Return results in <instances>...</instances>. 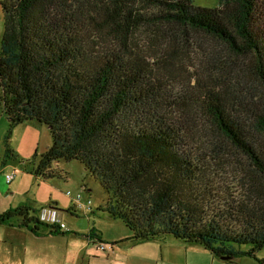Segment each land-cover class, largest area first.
<instances>
[{
  "label": "trees",
  "instance_id": "obj_1",
  "mask_svg": "<svg viewBox=\"0 0 264 264\" xmlns=\"http://www.w3.org/2000/svg\"><path fill=\"white\" fill-rule=\"evenodd\" d=\"M217 2L0 0L2 166L14 157V127L35 120L51 144L34 176L79 161L107 195L102 209L130 230L126 239L172 235L219 258L255 256L264 247V0ZM201 35L248 60L261 93L224 77L239 68L228 61L200 80L197 98L173 94L156 53ZM196 104L215 142L199 131ZM0 225L63 233L27 203L1 213Z\"/></svg>",
  "mask_w": 264,
  "mask_h": 264
},
{
  "label": "rangeland",
  "instance_id": "obj_2",
  "mask_svg": "<svg viewBox=\"0 0 264 264\" xmlns=\"http://www.w3.org/2000/svg\"><path fill=\"white\" fill-rule=\"evenodd\" d=\"M191 1L196 7L215 8L218 5L217 0ZM261 13L264 14V7H261ZM2 33L0 11V40ZM167 51L157 52V61L168 70L165 71V80L170 85L169 89L181 98L189 95L197 98L196 88L202 84L200 80L224 66L223 70L229 69L228 61H233L239 68L236 69L237 74L230 71L228 75L222 74L224 77H237L256 93H261L248 60L233 56L219 41L201 35L196 36L190 44L187 43L182 51ZM153 59L156 63V59ZM193 115L200 133L215 142L218 136L209 115L197 104L194 105ZM8 128L0 107V214L27 203L41 219H45L55 208L56 222L64 223L65 228L63 233L49 234L45 231L35 235L25 228L0 225V264H261L260 261L264 264V247L255 256L227 260L212 255L200 244L186 243L172 235L139 243L126 239L130 230L122 221L114 219L102 209L107 195L79 161L54 162L52 169L59 175L53 178L34 176L33 170L40 154L51 144L50 133L45 125L28 120L15 126L10 138L14 157L2 166L4 138ZM15 169V178L7 183V174ZM231 171L226 168L224 173ZM67 191L71 195L68 196ZM78 193L81 195L80 202L91 200L92 210L88 214L73 201ZM93 229L101 238L88 237L89 231ZM119 238L124 239L120 241ZM100 240L106 245L105 250L100 249ZM113 242L114 250H111L109 247ZM239 248L245 250L249 245Z\"/></svg>",
  "mask_w": 264,
  "mask_h": 264
},
{
  "label": "built area",
  "instance_id": "obj_3",
  "mask_svg": "<svg viewBox=\"0 0 264 264\" xmlns=\"http://www.w3.org/2000/svg\"><path fill=\"white\" fill-rule=\"evenodd\" d=\"M16 172H17V169L13 170L11 173L7 174L6 176V182L7 183H10L12 182V180L15 178L16 176ZM66 194L69 196L71 195V193L69 191L66 192ZM81 200V195L80 193L76 194L74 197H73V201L75 202V204L79 207V208H82L84 213L85 214H88L91 210H92V207H91V200L90 199H87L85 201H82L80 202ZM44 221H46L47 223L49 224H56L57 226H59V229L60 230H64L65 228V224L64 223H57L56 222V210L55 208H53L51 210V214H47L45 216V219H42ZM107 247L106 245L101 242L100 243V249L102 250H105ZM110 248V247H109Z\"/></svg>",
  "mask_w": 264,
  "mask_h": 264
},
{
  "label": "crops",
  "instance_id": "obj_4",
  "mask_svg": "<svg viewBox=\"0 0 264 264\" xmlns=\"http://www.w3.org/2000/svg\"><path fill=\"white\" fill-rule=\"evenodd\" d=\"M49 146H50V145H49ZM49 146H48V147H49ZM48 147H47V148H48ZM47 148H46L45 150H47ZM45 150H44V151H45ZM44 151H43V152H44ZM36 214H37V212H36ZM37 216H38V214H37ZM61 231H63V230H61ZM93 231H95V230L93 229ZM95 233H96L95 237H98V236H99L98 232L95 231ZM127 237H128V236H127ZM127 237H126V238H127ZM99 238H101V237L99 236ZM111 239H113V238H111ZM123 239H124V238H122V239L119 238L120 241H123ZM100 242H103V241L100 240ZM105 243H106V242H105ZM110 244L112 245V246H110L111 250H114V246H113V244H112V243H110ZM108 259H111V257H108Z\"/></svg>",
  "mask_w": 264,
  "mask_h": 264
}]
</instances>
